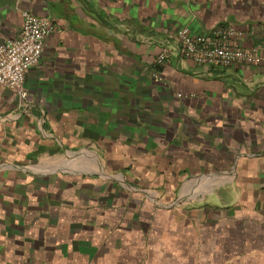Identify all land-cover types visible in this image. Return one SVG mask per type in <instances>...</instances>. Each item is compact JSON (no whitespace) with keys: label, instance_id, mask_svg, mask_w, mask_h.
I'll use <instances>...</instances> for the list:
<instances>
[{"label":"crops","instance_id":"0c3cea01","mask_svg":"<svg viewBox=\"0 0 264 264\" xmlns=\"http://www.w3.org/2000/svg\"><path fill=\"white\" fill-rule=\"evenodd\" d=\"M24 10L53 32L0 84V264H264V0H0V43ZM229 25L259 62L184 56Z\"/></svg>","mask_w":264,"mask_h":264},{"label":"built area","instance_id":"2783aa9c","mask_svg":"<svg viewBox=\"0 0 264 264\" xmlns=\"http://www.w3.org/2000/svg\"><path fill=\"white\" fill-rule=\"evenodd\" d=\"M23 25L16 37L0 43V84L15 91L22 100L28 96L26 76L28 70L42 58L46 39L53 32L52 21L33 12L22 11ZM237 30L233 25L217 28L212 36L192 34L188 27L179 31V42L185 57L200 63L230 65L240 62H259L257 48H245L233 41ZM167 57L162 51L154 63L153 75L162 79L158 69Z\"/></svg>","mask_w":264,"mask_h":264},{"label":"bare ground","instance_id":"6f19581e","mask_svg":"<svg viewBox=\"0 0 264 264\" xmlns=\"http://www.w3.org/2000/svg\"><path fill=\"white\" fill-rule=\"evenodd\" d=\"M80 168H78V167H72L74 170H81V169H84V170H99V171H101V172H103L104 173V171L102 170V167L101 166H99V165H93V166H89V167H81V166H79Z\"/></svg>","mask_w":264,"mask_h":264},{"label":"rangeland","instance_id":"374dc122","mask_svg":"<svg viewBox=\"0 0 264 264\" xmlns=\"http://www.w3.org/2000/svg\"><path fill=\"white\" fill-rule=\"evenodd\" d=\"M71 188H72V187H71ZM71 188H70V189H71ZM70 189H69V190H70Z\"/></svg>","mask_w":264,"mask_h":264}]
</instances>
